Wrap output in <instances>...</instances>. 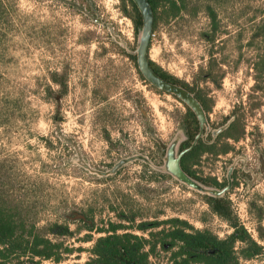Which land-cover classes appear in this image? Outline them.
Listing matches in <instances>:
<instances>
[{"label": "rangeland", "instance_id": "374dc122", "mask_svg": "<svg viewBox=\"0 0 264 264\" xmlns=\"http://www.w3.org/2000/svg\"><path fill=\"white\" fill-rule=\"evenodd\" d=\"M184 3L178 16L159 20L148 56L193 87L200 66L210 58L220 64L218 87L197 79L210 104L202 137L216 135L240 107L245 134L228 140L227 154L192 166L220 187L171 172L185 109L139 79L126 56L139 37L120 0H0V197L26 231L71 250L43 264H83L110 224L141 235L142 222L178 219L222 239L232 229L207 197L227 199L230 214L264 246V76L254 91L264 55L254 26L264 0ZM207 7L216 14L212 45L203 38ZM52 223L68 233L47 234ZM152 261L167 264L170 253L159 250ZM241 264H264V256Z\"/></svg>", "mask_w": 264, "mask_h": 264}, {"label": "trees", "instance_id": "16d2710c", "mask_svg": "<svg viewBox=\"0 0 264 264\" xmlns=\"http://www.w3.org/2000/svg\"><path fill=\"white\" fill-rule=\"evenodd\" d=\"M120 1L122 11L124 15L131 19L134 25V33L138 38L142 29L141 14L132 0ZM147 1L152 11L149 50L159 20L162 17L174 18L178 16L181 11H185L186 4L184 0ZM212 11L210 7H207L208 30L203 34L205 42L209 45L214 44L217 33L216 14ZM255 19L257 21L254 26L255 35H260L264 39V10ZM136 50L137 47L131 48V53L126 54V56L135 68L139 79L149 84L137 67ZM149 63L161 79L190 93L202 107L204 115L207 114L210 110V104L206 95L200 90L197 79L204 83H217L216 86L218 87L224 76L221 68L218 67L219 63L210 58L204 66H200L194 77V87L171 76L150 58ZM215 67L219 74L215 72ZM254 72V91H258L259 78L264 76V55L254 66ZM214 73L217 74V78ZM53 75L57 76V74ZM52 81L55 82L56 80ZM169 95L177 99L185 109L181 115V129L184 132L185 140L179 145L180 169L202 184L220 187L221 185L215 180H206L196 176L192 166L197 164L204 155L219 156L227 154L231 149L228 140L238 141L243 138L245 134L244 109L240 107L239 111L234 112L235 114L232 115L231 120L229 118L224 119L217 127L219 130L216 135L208 134L206 138H203L204 127L199 135V122L194 112L174 95ZM158 149L160 151L159 147ZM165 154V149L162 148L159 164L164 163L163 157ZM206 203L211 210L226 217L232 229L228 236L222 239L218 238L208 230H195L186 222L178 219L156 223L153 227H149L148 223L142 222L135 228L141 235L126 231V229L119 232L123 229V226L110 224L108 230L100 231L104 235L93 241L91 247L87 250L88 258L83 264H156L152 261V256L156 255L159 250L170 253V261L167 264H241L242 261H249L260 255L264 256V246L253 240L237 218L230 214L227 199L207 197ZM11 209L6 207L0 197V264H43V261L60 263L62 254L71 252L68 248L61 249L58 244L53 243L47 236L36 232L34 227H32V231H26L23 221L16 215V211ZM161 226H163L161 229L152 232V230ZM67 233L68 228L66 226L61 227L56 223L48 226L47 234L61 236ZM259 237L263 238L264 234L261 233Z\"/></svg>", "mask_w": 264, "mask_h": 264}, {"label": "water", "instance_id": "95a60500", "mask_svg": "<svg viewBox=\"0 0 264 264\" xmlns=\"http://www.w3.org/2000/svg\"><path fill=\"white\" fill-rule=\"evenodd\" d=\"M138 8L142 18V29L139 34V43L136 50L137 67L145 80L154 88L174 95L187 105L196 115L199 122V135L202 132L205 115L198 101L185 89L161 79L152 69L148 58V45L152 31V11L147 0H132ZM168 165L171 172L178 178L187 181L179 167V160H170Z\"/></svg>", "mask_w": 264, "mask_h": 264}, {"label": "flooded vegetation", "instance_id": "af4514ba", "mask_svg": "<svg viewBox=\"0 0 264 264\" xmlns=\"http://www.w3.org/2000/svg\"><path fill=\"white\" fill-rule=\"evenodd\" d=\"M180 167V166H179Z\"/></svg>", "mask_w": 264, "mask_h": 264}]
</instances>
